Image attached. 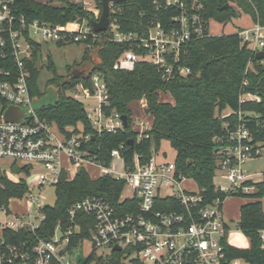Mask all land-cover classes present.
<instances>
[{
    "label": "built area",
    "instance_id": "obj_1",
    "mask_svg": "<svg viewBox=\"0 0 264 264\" xmlns=\"http://www.w3.org/2000/svg\"><path fill=\"white\" fill-rule=\"evenodd\" d=\"M115 2H108L107 29L97 33L88 20L65 24L30 20L18 13L15 0H0V159L10 162L12 172L13 166L19 168L15 174H21L27 186L21 198L35 212L34 216L31 210L12 213L0 206L7 216L0 222V228L34 231L44 218L41 212L45 205L44 190L55 186L63 174L66 180L72 179L86 165L98 169L96 177L110 175L124 180L119 202H134L136 207V211L120 212L102 197L88 195L67 208L68 225L62 227L58 223L49 239L37 238L32 244L8 242L0 234V264H82L90 257L89 264H107L113 252L121 255L122 263L130 258L139 264H250L243 258L227 255L228 228L223 203L229 196L252 192L255 176L264 178V171L249 173L244 165L260 156L264 149V138H255L264 130V119L258 113L238 110L234 121L223 123L224 137L215 138L220 146L212 176L218 195L203 203L198 188L188 190L182 186L188 178L176 170L174 160L159 161L153 147L145 163H140V156L134 154L132 168L124 165L117 148L110 152L109 165L95 159L89 140L95 134L115 133L125 126L122 114L110 107L108 89L99 73L91 74L90 86L81 81L69 82L63 91L81 102L91 131H86L81 121L61 130L33 108L30 59L34 46L41 44V40L71 44L87 37L109 39L127 46L113 63L114 69L131 70L142 60L154 65L163 81L191 72L179 60L188 44L204 34L201 3L165 0L166 7L179 9V14L169 18L167 24L149 20L139 31L122 32L117 23L121 8ZM78 3L92 13V19L98 20L101 6L98 7L96 0H78ZM238 34L251 54L263 50L264 24L253 22ZM241 99L259 100L251 93ZM11 107L28 110L29 114L17 120L7 119ZM133 123L137 142L149 136L151 122L139 120L138 129ZM116 161H121L119 167ZM34 189L38 191L36 195ZM170 205L178 209H164ZM80 222L87 232L82 237ZM260 237L264 242V229ZM72 238H76L75 246L70 245ZM85 241L90 245L86 253ZM115 245L120 249L114 250Z\"/></svg>",
    "mask_w": 264,
    "mask_h": 264
},
{
    "label": "trees",
    "instance_id": "obj_2",
    "mask_svg": "<svg viewBox=\"0 0 264 264\" xmlns=\"http://www.w3.org/2000/svg\"><path fill=\"white\" fill-rule=\"evenodd\" d=\"M154 1L115 2L121 8V14L117 16L120 31H139L149 20L165 25L169 18L179 14L177 7H166L165 0H156L157 3ZM195 1L203 6L205 31L201 37L192 40L180 54L179 63L191 70L186 76H175L169 81H163L158 69L142 60L137 61L131 70L114 69L113 63L127 48L126 44L87 37L71 44L84 43L87 47L90 45L94 47L95 56L91 57L89 54L88 61L91 63L87 70L82 64V67L70 71L66 76L58 73L49 57L41 62V44H36L30 59L29 86L31 96L40 98L44 94L38 82L40 72L44 67L51 70L52 77L47 83L55 85L57 97L53 103L41 106L38 109L39 115L55 122L61 130L81 121L85 130L91 131L81 102L68 97L63 91L69 87V82L81 81L90 86L91 74L99 73L108 89L110 107L126 115L127 124L115 133L95 134L89 140V149L95 159L109 165L112 160L110 152L117 148L124 165L132 168L134 154L140 156V163H145L151 156V148L157 151L160 141L166 139L175 150L176 170L196 183L203 203H208L218 195L212 184V176L220 146L215 138L224 137L223 123L234 121V113L238 110L256 112L264 119V57L256 59L255 54H251L246 44L241 42L238 32L209 34L208 23L214 19L226 24L244 13L253 22L264 24V0H235L237 8L227 4L229 0ZM96 3L98 7L101 6V0H96ZM15 5L18 13L24 14L28 19H39L52 24H65L75 20L89 21L93 16L81 4L70 0H15ZM57 45L66 44L59 42ZM249 62L252 66L250 70L246 68ZM73 71L81 72V75L74 77ZM244 80L247 84H243ZM162 93L169 94L172 101L161 100ZM247 93L256 95L259 100H242L241 97ZM140 99L146 102L145 112L150 116L151 128L148 131L149 136L137 142L136 133L132 129L130 104ZM224 108L231 111L229 115L221 116ZM252 128L256 129L254 126ZM255 138H264V130L259 131ZM123 185L124 180L110 175L92 178L84 167H80L70 180H66L64 174L61 176L55 185L54 203L45 204L41 208L44 218L38 228L34 231L2 228L1 235L8 242L26 241L28 244L34 243L37 238L49 239L58 223L62 227L68 225L67 208L88 195L102 197L120 212L136 211L134 202H119ZM253 185L252 192L235 195L250 199L240 206L236 223L237 229L247 237L248 246L237 247L225 243V250L230 258L240 257L250 264H264V242L260 237V231L264 229L261 203L264 182H255ZM26 190L23 179L13 181L4 171H0V206L9 211V199L21 198ZM164 209H178V206L170 205ZM80 225L82 237L87 232L82 222ZM70 245H76V238H72ZM90 260L91 257L82 264H89ZM107 264H123L121 255L113 252ZM132 264L139 263L133 260Z\"/></svg>",
    "mask_w": 264,
    "mask_h": 264
},
{
    "label": "rangeland",
    "instance_id": "obj_3",
    "mask_svg": "<svg viewBox=\"0 0 264 264\" xmlns=\"http://www.w3.org/2000/svg\"><path fill=\"white\" fill-rule=\"evenodd\" d=\"M39 1H47V0H39ZM72 2L78 3V0H70ZM227 4L236 7L235 0H229ZM252 25V21L250 16L242 13L237 18H232L226 24L219 23L214 19L209 20L208 28L209 32L212 35L219 34H229L236 33L240 31L242 28L250 27ZM87 50V51H86ZM91 54V57H94V47L85 46L83 43L80 44H66L63 46H58L53 41H44L41 40V48H40V56L41 62H45L44 59L49 57L50 60L54 63V66L58 73L61 76H66L70 71L76 70L77 68L83 67L87 70L89 67L88 57ZM251 63L249 62L246 65L247 69H251ZM52 77V71L46 69L44 67L39 76V84L41 89L44 90V94L40 98L33 99V105L39 107L44 104L53 103L57 97V90L54 84L47 83V81ZM47 83V84H46ZM161 100L164 101H172L171 97L167 93H162L160 96ZM146 102L144 99L133 101L130 104V108L132 110V121L133 127L138 129V121L142 120L150 122V116L145 112ZM230 110L228 108H224L221 112V115L228 114ZM157 152V159L159 161H173L175 158V150L170 146L168 140L162 139L159 143V147ZM250 160L259 161L261 166L264 168V149L262 153L258 157H254ZM250 160L247 161L244 165L247 167L250 163ZM116 164L121 165V161H116ZM86 170L89 172L90 176H96L99 174L97 168L92 165H86ZM0 171H4L11 179L19 180L22 178L21 174H15L11 171L10 162L5 159H0ZM182 186L188 190H195L197 188L196 183L194 181L185 179L182 182ZM37 190L34 189L33 194H37ZM43 200L44 204L52 205L55 201V186H48L43 192ZM241 198V199H240ZM243 198V199H242ZM247 201L249 198L232 196L231 199L224 201V210L223 217L228 227L230 229L229 239L234 237V243H239V238L241 237L237 231L236 223L238 219V204L237 201ZM8 208L12 213H22L31 210V214L34 216L35 212L33 208H30L29 204L23 198H11L8 202ZM5 213L0 210V222L6 218ZM84 252H88L90 249V245L87 241L84 242ZM123 264H132L130 258L123 259Z\"/></svg>",
    "mask_w": 264,
    "mask_h": 264
},
{
    "label": "water",
    "instance_id": "obj_4",
    "mask_svg": "<svg viewBox=\"0 0 264 264\" xmlns=\"http://www.w3.org/2000/svg\"><path fill=\"white\" fill-rule=\"evenodd\" d=\"M109 1H125V0H101V13H100V16L98 18V20H94V19H90V24L92 26V29L94 32H103L107 29L108 27V23H109V16H108V2ZM226 6V4H225ZM255 57L256 59H262L264 57V51L263 50H260L258 51L256 54H255ZM79 75H81V72H75L73 71V76L74 77H78ZM51 104V103H49ZM46 105V104H44ZM43 106V105H41ZM41 106L39 107H36L33 105V108L34 109H39ZM29 114V111L28 110H21V109H18V108H13L11 107L8 112L6 113V118L7 119H14V120H17V119H20L21 117L23 116H26ZM121 119L123 121V124L126 125L127 124V117L126 115H121ZM132 140L130 139L129 142H131ZM217 150V148H216ZM12 170L14 173H18L19 172V168L17 166H13L12 167ZM119 246L115 245L114 246V250H119Z\"/></svg>",
    "mask_w": 264,
    "mask_h": 264
},
{
    "label": "crops",
    "instance_id": "obj_5",
    "mask_svg": "<svg viewBox=\"0 0 264 264\" xmlns=\"http://www.w3.org/2000/svg\"><path fill=\"white\" fill-rule=\"evenodd\" d=\"M251 19V18H250ZM252 21V20H251ZM252 23H253V21H252ZM157 153V152H156ZM116 166L117 167H119L120 165H118V164H116ZM246 169L248 170V172L249 173H255V172H262V171H264V168L261 166V163L259 162V161H253V160H250V163H249V165L246 167ZM87 171V170H86ZM88 172V171H87ZM89 173V172H88ZM90 175V174H89ZM92 178H96V176H92ZM254 180L256 181V182H259V181H263L264 182V178L262 179L260 176H255L254 177ZM232 198V196H229V197H227L226 199H225V201H227V200H229V199H231ZM241 199V198H240ZM243 199V198H242ZM247 201H249V200H247ZM247 201H237L236 203H239L238 204V219H239V209H240V206L243 204V203H245V202H247ZM261 203H262V209H263V212H264V196L262 197V199H261ZM223 210H224V204H223ZM238 219H237V221H238ZM226 222V221H225ZM227 224V223H226ZM227 228H228V234H227V240H228V242H229V244L230 245H233V246H237V247H247L248 246V239H247V237L245 236V235H243V233H241V231L240 230H238L237 229V231H238V233H239V235L241 236L240 238H239V243H234V237H231L230 239H229V234H230V229H229V227H228V224H227ZM0 234H1V228H0Z\"/></svg>",
    "mask_w": 264,
    "mask_h": 264
}]
</instances>
